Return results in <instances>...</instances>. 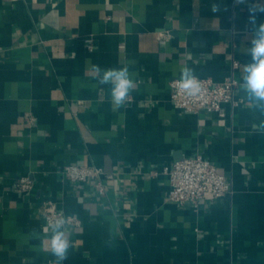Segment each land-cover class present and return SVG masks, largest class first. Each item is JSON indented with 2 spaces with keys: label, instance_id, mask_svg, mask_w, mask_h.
<instances>
[{
  "label": "crops",
  "instance_id": "1",
  "mask_svg": "<svg viewBox=\"0 0 264 264\" xmlns=\"http://www.w3.org/2000/svg\"><path fill=\"white\" fill-rule=\"evenodd\" d=\"M256 3L0 0V264H54L48 200L79 221L64 264H264V110L241 88ZM94 65L129 68L118 111ZM185 66L238 81L225 116L173 105ZM197 155L232 192L171 202L164 168ZM68 165L112 178L71 182Z\"/></svg>",
  "mask_w": 264,
  "mask_h": 264
},
{
  "label": "built area",
  "instance_id": "2",
  "mask_svg": "<svg viewBox=\"0 0 264 264\" xmlns=\"http://www.w3.org/2000/svg\"><path fill=\"white\" fill-rule=\"evenodd\" d=\"M238 66L239 62L235 61L234 67ZM197 78L201 91L196 96H190L180 88V78L172 80L170 99L173 105L189 112L206 111L225 116L227 105L236 103L238 81L234 77L223 82H216L211 78ZM163 173L168 176L170 182L169 200L176 204L197 205L201 200L219 199L232 192L230 182L218 166L202 155L183 158L164 168ZM65 174L68 180L75 183H83L90 178H112L99 167L81 165L66 166ZM32 182L29 178H22L20 188H31ZM43 214L47 226L58 219L63 220L65 226L79 223L76 216L64 213L52 200L45 203Z\"/></svg>",
  "mask_w": 264,
  "mask_h": 264
},
{
  "label": "clouds",
  "instance_id": "3",
  "mask_svg": "<svg viewBox=\"0 0 264 264\" xmlns=\"http://www.w3.org/2000/svg\"><path fill=\"white\" fill-rule=\"evenodd\" d=\"M244 4L247 0H236ZM210 10L213 13L220 12L218 4L213 3ZM249 23L252 25V35L247 53L250 61L244 65L242 70L241 88L251 101L258 103L264 110V22L257 23V14H264V0H258L255 5L249 6ZM92 71L96 73V79L101 85L110 86L111 107L113 111L122 108L134 88V81L127 66L119 68L102 69L94 65ZM180 88L190 96L200 93L201 87L193 69L185 66L181 69ZM257 130L264 132V121L259 122ZM64 221L61 219L51 223L49 244L47 251L55 258L54 264H64L68 259L70 243L64 231Z\"/></svg>",
  "mask_w": 264,
  "mask_h": 264
}]
</instances>
